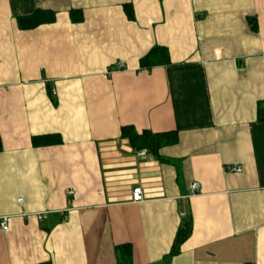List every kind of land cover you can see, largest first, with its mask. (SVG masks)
<instances>
[{"label": "crops", "instance_id": "0c3cea01", "mask_svg": "<svg viewBox=\"0 0 264 264\" xmlns=\"http://www.w3.org/2000/svg\"><path fill=\"white\" fill-rule=\"evenodd\" d=\"M262 115L264 0H0V264H264ZM125 125L177 140L134 152Z\"/></svg>", "mask_w": 264, "mask_h": 264}, {"label": "trees", "instance_id": "16d2710c", "mask_svg": "<svg viewBox=\"0 0 264 264\" xmlns=\"http://www.w3.org/2000/svg\"><path fill=\"white\" fill-rule=\"evenodd\" d=\"M126 12L129 13V7L125 6ZM54 13L49 10L37 9L30 15L17 18V25L20 29H31L42 23L53 21ZM168 62V51L164 46L156 45L140 60V66L151 68L155 65L165 64ZM261 114L259 109L258 115ZM258 118L264 119V115ZM120 138H125L134 152L146 151L152 155L158 156L159 150L169 144H173L177 140L175 132H152L150 130L136 131L133 126L125 125L121 127ZM34 143L50 144L53 136H42L36 138ZM191 220L185 219L178 227L169 256L179 252L180 245L188 238L191 233ZM115 253L118 264H131V248L127 244L115 247ZM48 264V263H39Z\"/></svg>", "mask_w": 264, "mask_h": 264}, {"label": "built area", "instance_id": "2783aa9c", "mask_svg": "<svg viewBox=\"0 0 264 264\" xmlns=\"http://www.w3.org/2000/svg\"><path fill=\"white\" fill-rule=\"evenodd\" d=\"M123 68H124V64L120 62H117L113 67V69H117V70H120ZM225 170L232 171V172H239L241 171V166L239 164H230L226 166ZM199 189H200L199 182L197 181L192 182L190 185V194L191 195L196 194ZM68 193H71V192L69 191ZM130 197H131L132 202H142L144 200V194H143L142 188L140 186L133 187L130 193ZM17 201L21 202L22 198H17ZM180 213L181 215L185 214L183 211ZM45 217H46V212L37 213L38 220H42ZM7 221H8V216L4 215L0 217V225L3 230H6L8 228Z\"/></svg>", "mask_w": 264, "mask_h": 264}]
</instances>
